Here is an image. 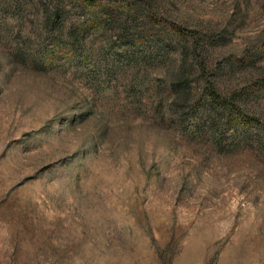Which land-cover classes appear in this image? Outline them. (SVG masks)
Segmentation results:
<instances>
[{
	"label": "rangeland",
	"instance_id": "obj_1",
	"mask_svg": "<svg viewBox=\"0 0 264 264\" xmlns=\"http://www.w3.org/2000/svg\"><path fill=\"white\" fill-rule=\"evenodd\" d=\"M110 1L0 0V264H264V0Z\"/></svg>",
	"mask_w": 264,
	"mask_h": 264
},
{
	"label": "trees",
	"instance_id": "obj_2",
	"mask_svg": "<svg viewBox=\"0 0 264 264\" xmlns=\"http://www.w3.org/2000/svg\"><path fill=\"white\" fill-rule=\"evenodd\" d=\"M39 1L41 3H44V5L46 4L48 5L49 14L47 15L46 18L45 29L50 33L56 34L54 35L56 36V39L61 38V35H65L64 22L67 21V19L69 18L68 12L70 11L69 10L70 4L67 2L68 0H39ZM112 3L113 2L110 0H82L83 8L90 9L92 12L94 13L96 12L98 16L100 15L103 16L100 18H105V19L110 18V14L108 11H112ZM152 18L153 17L149 15L148 20L152 21ZM88 21L89 20H87L86 22ZM173 29L179 33H182L180 28L176 26H173ZM67 35H68V39H73V40H77L78 37L80 36L75 26H72V28L68 31ZM56 39L53 38V40Z\"/></svg>",
	"mask_w": 264,
	"mask_h": 264
}]
</instances>
